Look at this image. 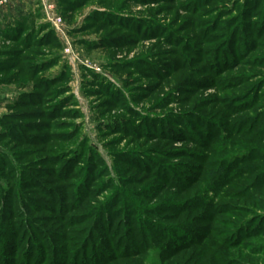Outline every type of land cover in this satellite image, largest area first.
<instances>
[{
	"label": "rangeland",
	"instance_id": "rangeland-1",
	"mask_svg": "<svg viewBox=\"0 0 264 264\" xmlns=\"http://www.w3.org/2000/svg\"><path fill=\"white\" fill-rule=\"evenodd\" d=\"M82 1L56 9L87 67L40 49L22 107L36 80L0 83V264H264V0Z\"/></svg>",
	"mask_w": 264,
	"mask_h": 264
},
{
	"label": "trees",
	"instance_id": "trees-1",
	"mask_svg": "<svg viewBox=\"0 0 264 264\" xmlns=\"http://www.w3.org/2000/svg\"><path fill=\"white\" fill-rule=\"evenodd\" d=\"M66 1V3H64ZM58 3L65 5L63 9H65L66 11H71L73 12V10H79L82 5L84 4V2L82 0H59ZM62 11V9H61ZM95 16L94 17H98V16H102L100 17L99 20H102V22L107 23V20H110L108 17L110 16L111 18H116L120 15V12H114V11H109V10H101V11H97L93 13ZM62 19H63V14L61 15ZM125 17V16H122ZM127 20H129V16H126ZM115 20V19H114ZM124 20V19H123ZM98 22V19L96 18H92L91 20H87V22L84 24L85 27H87L88 29H91L94 27V23ZM102 23V24H104ZM113 23V22H112ZM108 24V23H107ZM119 25H126L127 28L132 27L133 30L132 32H136L135 27L130 24L131 26H129L128 24H124V21H120L119 20ZM26 27L24 24L22 23H14L12 25H9L8 27L5 28V30L3 31V33H0V42L1 43H5V42H16V40L18 39L19 35H21V33H23L25 31ZM73 33V31H72ZM28 38V32L25 33L24 35V40ZM119 39L122 40H128L125 37H120ZM116 40L117 39H110L106 37H103L100 40L97 41H90V40H86L84 38H82L81 40H79L77 43L78 44H83L88 48H92V47H104L105 45H107V47H113L116 45ZM131 42V41H130ZM0 43V59L1 58H8L9 61H0V75L4 74L5 77H1L0 78V83H4V84H10V83H19L21 81L24 80L26 74L28 75V80H36V84H32L31 86L34 87V92H30L29 94H22L21 98H19L16 102H14L12 105H15L16 107H22L24 105H28L30 102V99H36L38 98V94H39V88L40 85H49L50 86V82L48 81V79L41 80L37 79V75L40 74L42 71L45 70L46 66L49 65H54L57 61V59H59V56H52L50 59L48 60H41V62H34L35 58H39L41 59L44 55H46V53H50V52H45V51H41L40 49L43 48H50L51 50H55V51H60L62 50V46L60 44V42L57 40L53 30L48 31L44 34L43 38H39L36 42H33L29 45L26 44H22L23 49L20 50H10V49H6L4 47L1 46ZM34 49V50H31ZM21 63V64H20ZM29 63H35L34 66H29ZM20 64V65H19ZM32 68V70H30V68ZM65 69V68H64ZM29 72V73H28ZM69 73V72H68ZM67 80L68 76H62V78ZM43 81V82H42ZM42 82V83H41ZM39 101V100H38ZM32 103V102H31ZM50 108H52V110L54 108H56V106H50ZM49 108V109H50ZM22 115V114H19ZM30 116H25V117H38L36 116L38 114H29ZM23 116V117H24ZM10 118V116L8 117ZM8 118H2V120H0V127H2L4 125V120L8 119ZM41 119H44L46 117H40ZM6 125V124H5ZM13 125V124H10ZM42 125V124H41ZM21 132L17 131L16 126H7V127H3V129L0 130V140L3 141L4 139H9V138H15L16 136H20Z\"/></svg>",
	"mask_w": 264,
	"mask_h": 264
},
{
	"label": "built area",
	"instance_id": "built-area-1",
	"mask_svg": "<svg viewBox=\"0 0 264 264\" xmlns=\"http://www.w3.org/2000/svg\"><path fill=\"white\" fill-rule=\"evenodd\" d=\"M40 6V12L44 20L51 25V28L62 46L63 56L66 58V61L71 69H76L77 65H84L78 60V57L73 51L72 42L68 38V30L65 26V23L62 17L58 14L55 4L49 0H36ZM9 3V0H0V8L6 7ZM87 67L86 65H84ZM94 70L93 68H91ZM96 70V69H95ZM94 70V71H95Z\"/></svg>",
	"mask_w": 264,
	"mask_h": 264
},
{
	"label": "crops",
	"instance_id": "crops-1",
	"mask_svg": "<svg viewBox=\"0 0 264 264\" xmlns=\"http://www.w3.org/2000/svg\"><path fill=\"white\" fill-rule=\"evenodd\" d=\"M49 1L56 6L59 0ZM40 18L43 19V16L36 0H9L6 7L0 8V33H3L6 27L15 22L25 25L32 19L39 20ZM67 29L73 30V26H67Z\"/></svg>",
	"mask_w": 264,
	"mask_h": 264
}]
</instances>
